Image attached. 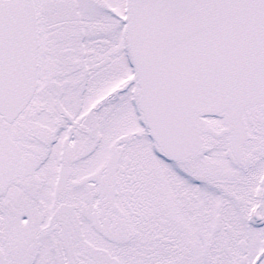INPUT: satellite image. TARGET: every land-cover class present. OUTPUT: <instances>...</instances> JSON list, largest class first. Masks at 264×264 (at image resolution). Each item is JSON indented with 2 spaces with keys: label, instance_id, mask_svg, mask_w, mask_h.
<instances>
[{
  "label": "snow or ice",
  "instance_id": "snow-or-ice-1",
  "mask_svg": "<svg viewBox=\"0 0 264 264\" xmlns=\"http://www.w3.org/2000/svg\"><path fill=\"white\" fill-rule=\"evenodd\" d=\"M0 264H264V0H0Z\"/></svg>",
  "mask_w": 264,
  "mask_h": 264
}]
</instances>
